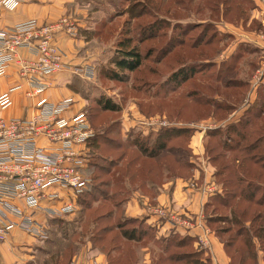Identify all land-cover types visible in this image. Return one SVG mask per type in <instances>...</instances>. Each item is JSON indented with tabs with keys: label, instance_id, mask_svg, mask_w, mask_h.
Listing matches in <instances>:
<instances>
[{
	"label": "rangeland",
	"instance_id": "obj_1",
	"mask_svg": "<svg viewBox=\"0 0 264 264\" xmlns=\"http://www.w3.org/2000/svg\"><path fill=\"white\" fill-rule=\"evenodd\" d=\"M63 8L53 21L30 20L49 24L67 16L72 30L74 24V31L88 39L87 64L93 74L78 75L70 85L77 92L71 107L86 116L92 130L84 153L88 182L75 204L56 215L60 220L49 221L46 213L43 219L34 216L41 224L46 221L47 231L34 264H75L86 249L92 256L96 251L105 254L108 264H214L202 234L196 243L195 236L175 226L165 232L155 226L180 223L189 231L203 225L200 217L182 213V219L172 213L177 206L171 203H197L193 192L201 194L199 203H207L205 226L224 246L229 258L225 264H264V74L257 77L264 58L249 44L228 55L231 48L226 46L233 39L223 28L224 21L244 25L254 2L70 0ZM67 27L55 39L69 67L57 38L68 33ZM255 27L252 21L248 28ZM125 41L141 55L134 70L115 64ZM188 64L194 73L186 78L191 77L175 81L174 73ZM256 97L262 104L260 117L253 113ZM106 99L120 108L104 110L99 101ZM227 103L236 106L228 109ZM250 104L251 111H246ZM243 106L240 118L248 122L225 123ZM204 162L213 171L209 186L201 183ZM179 179L188 184L182 183L175 198ZM161 194L165 201L158 200ZM133 196L140 203H169L153 206L160 222L128 217L125 205ZM18 218L8 211L0 225ZM132 228L139 238L123 237L122 231ZM15 229L8 230L0 245Z\"/></svg>",
	"mask_w": 264,
	"mask_h": 264
},
{
	"label": "built area",
	"instance_id": "obj_2",
	"mask_svg": "<svg viewBox=\"0 0 264 264\" xmlns=\"http://www.w3.org/2000/svg\"><path fill=\"white\" fill-rule=\"evenodd\" d=\"M17 3L0 0V10H11ZM69 20L67 16L49 24L27 20L0 28V77L14 64L21 79V83L0 94V218L8 211L19 217L11 224L0 225V241L14 225L30 235L47 238L46 225L34 218L33 211L40 209L49 220L53 219L68 211L71 204L45 209L40 203H74L88 182L83 174L84 153L92 130L86 116L67 114L72 110L70 99L39 98L52 86V75L68 69L55 33L67 26L66 31L72 32ZM21 49L28 56L21 55ZM72 72L84 77L93 74L88 64ZM20 89L32 101L31 112L7 118L2 112L11 104L13 92Z\"/></svg>",
	"mask_w": 264,
	"mask_h": 264
},
{
	"label": "crops",
	"instance_id": "obj_3",
	"mask_svg": "<svg viewBox=\"0 0 264 264\" xmlns=\"http://www.w3.org/2000/svg\"><path fill=\"white\" fill-rule=\"evenodd\" d=\"M19 3L16 5V7L13 10H0V28L11 26L15 23L27 21L30 19H37L38 21H53L56 18L60 17V15L63 13L64 8L63 5L65 2H68L70 0H18ZM254 2V9L251 12V16L247 19H245V24L242 23L238 25L231 24L229 22H223L224 26L223 28L231 34L233 42L226 47H230L231 50L228 55L233 52V50L236 47H239L241 44H249L257 51L258 58H264V0H252ZM254 21L256 24V27L254 29L248 28L250 27L251 22ZM243 22V21H242ZM71 25V31L73 33L68 32L64 33L61 32L57 35L58 38V44L59 46L64 50L66 56L65 61L68 64V69L58 71L52 75V86L45 92H43L39 98L41 99H48L52 101H57L63 98H69V99H76L75 95L77 94L76 91H74L71 88V82L75 81L78 74L72 72L76 67L87 65L90 61H88V55H87V47H88V39L81 36V32L77 33L74 31V24H73V30H72V24ZM226 26V27H225ZM77 34V36L75 35ZM21 55L28 56L26 51L21 49L20 50ZM233 54V53H232ZM260 58V59H261ZM264 74V71H259L257 73L258 76H262ZM21 83L20 77H18L17 74V67L16 65H11L7 71V73L0 77V94L7 92L10 87H14ZM24 86H22V89ZM22 89L14 91L12 94V101L11 104L8 106L6 110L2 112V114L5 117H19L28 115L31 112V104L32 101L28 100L23 96ZM253 99V97H252ZM229 106L228 109H233L236 105L233 103H227ZM247 106L238 107L239 110L234 111L228 119L224 120L225 123H234L237 122L240 119L241 114L245 110ZM76 109L70 110L67 114L72 115L76 113ZM261 116V115H260ZM259 116V117H260ZM258 117V118H259ZM235 122V123H236ZM199 149L195 150H200ZM199 154V153H198ZM198 171V170H197ZM200 173V172H199ZM200 176L202 179H204L201 183H206V185L212 182V176L213 171L211 168V165L209 163H203V170L200 173ZM204 177V178H203ZM186 182L188 184V181L179 179L175 181V184L177 185V188L173 190V195L175 198H177V191L178 189H182V184ZM198 182H200V179H198ZM197 182V183H198ZM165 188L167 187L166 184H164ZM211 188V187H206ZM161 189V188H160ZM188 191H195L192 188L188 187ZM165 190V189H164ZM199 191V190H196ZM192 197H194V201L197 203H171L176 205L174 211H172L173 214L180 216V218L184 219L185 217H182V213H187L191 218H202L204 224L197 228H191L189 231L185 230L184 226L180 223L177 224H170L169 225H157L155 226L161 230V232H165L167 227H176V231H181L183 233L188 232L187 235L192 238V236H195L196 243H199V236L198 234H202V237L206 238L207 244V252L209 251L210 255L213 258V262L215 263H227L229 261V258L225 252L224 246L220 242L219 238L217 236H214V234H210L208 227L205 223V206L207 203H199V200L201 199V194L199 192H193ZM206 192L202 193V196L205 195ZM165 194V193H163ZM163 194L158 195V200L165 201L166 195ZM137 200L138 202H134ZM176 200V199H175ZM65 204L68 205H74L75 203H41L40 205L44 207L45 209L48 208H55L61 207ZM169 203H146V201H143V203H140V201L135 197H131L130 203H126L125 210L126 215L128 217L132 218H143L149 223L160 222V218L155 214L154 210L157 208V206H166ZM155 206L156 208H153ZM203 209V213H201ZM42 211H33V216L42 218ZM201 213V214H200ZM199 214V215H198ZM45 215V214H44ZM163 221V220H162ZM42 223L46 224V221H42ZM49 223V221H48ZM165 223V224H167ZM206 230H204V228ZM173 228V227H172ZM200 229L204 230L201 231ZM175 231V230H172ZM186 234V233H185ZM190 234V235H189ZM43 239L29 235L28 233H25L24 231L20 229L13 230L7 239L0 245V264H34L36 263V257L37 251L39 250V244H41ZM89 252V249H86L83 255H80L78 257V261L75 264H92L93 260L91 261V258H94L95 264H108L107 256L101 252H94V256H92ZM89 256V258L87 257ZM76 259V258H75ZM74 259V261H75Z\"/></svg>",
	"mask_w": 264,
	"mask_h": 264
},
{
	"label": "trees",
	"instance_id": "obj_4",
	"mask_svg": "<svg viewBox=\"0 0 264 264\" xmlns=\"http://www.w3.org/2000/svg\"><path fill=\"white\" fill-rule=\"evenodd\" d=\"M128 46H129V42H126V41L125 42H120V49H119V51L121 52V56L119 57L118 60L115 61V64L120 69H124V70H134L136 67H138L140 65L141 55H140V52L136 49V47H132V48L128 49ZM188 65L190 66V64H188ZM188 65H186L187 68L180 69V70H178L177 72L174 73V76H175L174 79H175V81H178V79H180L181 76L183 77L182 79H185L188 74L194 73V71H193L194 69L192 67L193 65L190 66V67ZM189 77H191V76H189ZM188 78H186V79H188ZM254 100H255L254 101V104H257L256 105L257 110L254 111L253 113H254V116H257V115L259 116L260 113L262 112V104L259 103V102H257V97L254 98ZM99 102H100L99 103L100 107L102 106L101 108H103L104 110H113L114 111V110H117V109L120 108L119 105H116L115 103L110 102L109 99H106V100H104L102 102L99 101ZM254 104H250L248 106V108L246 109V111H249V110L251 111L252 106ZM245 122H248V121H246V120L243 121L242 118H240V120H238L236 122V124L237 123L238 124L239 123L240 124H245ZM234 126H236V125H234ZM231 127L234 128L233 125H231ZM149 134L150 133H148L146 135H149ZM141 137H143V135ZM89 140H91V137L87 141L88 142V145L90 144L89 143ZM133 140H135V139H133ZM260 140H261V138L258 139L257 141H255L253 144L255 146H257L256 144L257 143H260ZM139 141H141V143H139L138 140L137 141L135 140V143L136 144H139L140 146H142L143 144L145 146L147 145V143H146L145 140L144 141L139 140ZM87 142H86V147H87ZM158 145L160 146V148L161 147L162 148L165 147V144L162 143V142L158 143ZM139 148L142 149V147H139ZM54 220H60V218L54 217L53 219H51L49 221H54ZM122 235H123V237H125L127 239H137V238H139V236H136V230L134 228H132L130 230H127L126 229V230L122 231Z\"/></svg>",
	"mask_w": 264,
	"mask_h": 264
}]
</instances>
